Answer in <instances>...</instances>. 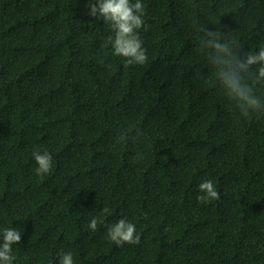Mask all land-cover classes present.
<instances>
[{
    "label": "trees",
    "instance_id": "obj_1",
    "mask_svg": "<svg viewBox=\"0 0 264 264\" xmlns=\"http://www.w3.org/2000/svg\"><path fill=\"white\" fill-rule=\"evenodd\" d=\"M88 2L0 0V243L5 228L21 233L13 264L62 252L74 264H264V113L242 117L221 93L197 30L256 54L264 0H141L147 61L132 65ZM260 66L248 80L264 96ZM34 152L51 154L49 172ZM206 179L218 200L197 199ZM121 218L138 244L109 239Z\"/></svg>",
    "mask_w": 264,
    "mask_h": 264
},
{
    "label": "clouds",
    "instance_id": "obj_2",
    "mask_svg": "<svg viewBox=\"0 0 264 264\" xmlns=\"http://www.w3.org/2000/svg\"><path fill=\"white\" fill-rule=\"evenodd\" d=\"M88 7L89 16L102 18L105 23L111 24L114 35L107 38V43L111 44L113 55L126 58L128 65L144 64L147 61V50L142 47L143 41L138 35V30L142 27L147 30L143 19L145 6L141 0H135L134 3L132 0H95L88 2ZM197 30L202 33L200 46L207 56L215 83L221 93L235 103L242 117L251 118L253 113H264V96L257 95L253 84L248 80L250 68L259 64L261 66L258 75L254 79L256 84L264 86V49L256 54H244L241 57L226 37L210 31L208 26H200ZM132 139L134 141L136 137ZM33 156L38 165L37 174L49 172L52 166L51 154L34 152ZM198 187L200 192L205 194L197 197L199 201L219 199V193L212 180L206 179ZM88 227L95 231L97 219H91ZM107 235L118 246L140 242V234L137 233L135 224L126 218H121L109 226ZM2 236L0 264H13L15 257L12 255V246L21 241V233L15 228H5ZM59 264H74L72 253L62 252Z\"/></svg>",
    "mask_w": 264,
    "mask_h": 264
}]
</instances>
